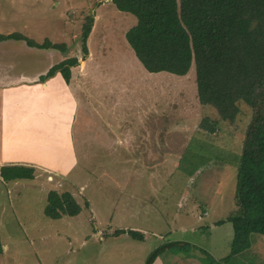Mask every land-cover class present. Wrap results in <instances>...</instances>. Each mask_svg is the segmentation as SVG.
<instances>
[{
    "label": "rangeland",
    "instance_id": "rangeland-1",
    "mask_svg": "<svg viewBox=\"0 0 264 264\" xmlns=\"http://www.w3.org/2000/svg\"><path fill=\"white\" fill-rule=\"evenodd\" d=\"M89 17L95 24L87 36ZM136 23L112 0H0V34L68 48L62 54L14 41L0 44V82L19 73L41 77L63 60H80L72 76L77 74L72 168L64 177L42 172L0 184V227L40 228L43 239L34 256L56 255L51 264H142L174 241L194 243L215 260L231 250L232 225L211 224L236 210L237 171L252 109L242 104L236 119L221 120L215 133L201 129L204 118L215 122L219 115L200 105L195 67L182 77L149 73L126 40ZM53 190L73 194L79 215L47 217ZM183 225L202 232L183 233ZM112 230L122 231L120 238L107 235ZM129 231L142 233L145 241L128 238ZM164 252L159 257L169 259ZM233 262L264 264V258L247 252Z\"/></svg>",
    "mask_w": 264,
    "mask_h": 264
},
{
    "label": "trees",
    "instance_id": "trees-1",
    "mask_svg": "<svg viewBox=\"0 0 264 264\" xmlns=\"http://www.w3.org/2000/svg\"><path fill=\"white\" fill-rule=\"evenodd\" d=\"M116 8L136 18L126 40L149 73L186 76L196 69L199 103L214 108L219 119L204 118L201 129L215 133L221 120L233 122L241 105L252 109L237 171L236 210L227 221L233 226L231 251L221 264L252 246V236H264V0H112ZM94 18L85 25L91 32ZM85 36L84 43L87 40ZM14 41L36 50L68 52L65 44H43L21 35L0 34V44ZM87 53V48L83 49ZM78 59L70 58L53 66L41 81L60 72L67 83ZM35 168L24 165L0 167L5 183L35 178ZM81 212L73 194L50 191L45 215L51 219L75 217ZM122 231H117L119 235ZM137 240L142 233L130 231ZM187 243H169L153 250L145 264L167 250L188 253ZM0 251L2 245L0 240ZM207 264L216 261L207 254Z\"/></svg>",
    "mask_w": 264,
    "mask_h": 264
},
{
    "label": "crops",
    "instance_id": "crops-1",
    "mask_svg": "<svg viewBox=\"0 0 264 264\" xmlns=\"http://www.w3.org/2000/svg\"><path fill=\"white\" fill-rule=\"evenodd\" d=\"M92 56L91 53L87 55L88 60L84 61L85 67L80 70L82 73ZM76 58L80 61L78 57ZM76 68L77 66L72 69V76ZM76 75L70 83L66 82L60 72H56L53 77L45 81H41L42 76L38 77L39 75L29 77L19 73L13 76L15 79L0 82V167L5 165L30 166L35 168V176L36 174L41 175L42 172H50L64 177L69 172L74 161L71 125L75 121L77 111V103L75 99L73 100L75 94L72 92ZM2 183L5 182L0 180V184ZM5 184L10 185V182ZM203 219L204 217L199 215L196 221L200 224ZM227 219L211 224V227L216 229L219 226L220 229L223 225L231 224ZM189 227V225H183L179 228L183 233L190 229L194 234L202 232V227ZM227 227L233 240V226ZM41 231L37 227L22 228L20 226L5 230L0 227L2 245L0 264H20L21 261H28L29 264H51L49 261L57 258L56 255L54 257L44 252L42 255L34 256V248L38 247V241L43 239L44 231L42 233ZM129 232L126 236L131 238ZM107 235L118 238L121 236L115 230L108 231ZM255 236L262 235H253L251 248L242 254L248 252L264 258V236L257 238V243L254 241ZM143 240L145 241V237ZM172 243L184 242L174 241ZM12 244L17 249L15 253L11 251L13 250ZM21 244H24L23 250H21ZM187 244L193 246L190 252L167 250L164 252L165 256L169 255L170 258L165 260L163 257H158L153 264H207V251L194 243L188 242ZM239 256L233 257L228 264H235L233 261ZM225 258L213 259L216 264H221ZM145 261L142 264H145Z\"/></svg>",
    "mask_w": 264,
    "mask_h": 264
}]
</instances>
